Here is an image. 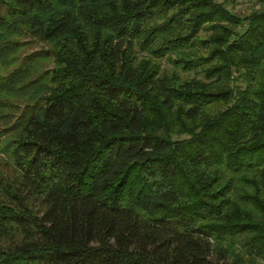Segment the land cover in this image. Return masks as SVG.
<instances>
[{
	"label": "trees",
	"instance_id": "16d2710c",
	"mask_svg": "<svg viewBox=\"0 0 264 264\" xmlns=\"http://www.w3.org/2000/svg\"><path fill=\"white\" fill-rule=\"evenodd\" d=\"M241 1L0 0V264H264Z\"/></svg>",
	"mask_w": 264,
	"mask_h": 264
},
{
	"label": "rangeland",
	"instance_id": "374dc122",
	"mask_svg": "<svg viewBox=\"0 0 264 264\" xmlns=\"http://www.w3.org/2000/svg\"><path fill=\"white\" fill-rule=\"evenodd\" d=\"M220 1V0H219ZM246 2H243L240 0L239 3H237V5L235 6L236 11L241 12V11H245L247 8V5L245 4ZM40 45L37 43H34L32 46H30L29 50H35V49H39ZM28 49L26 51H29ZM2 154L0 153V167H2V164L4 165V159L1 158Z\"/></svg>",
	"mask_w": 264,
	"mask_h": 264
}]
</instances>
